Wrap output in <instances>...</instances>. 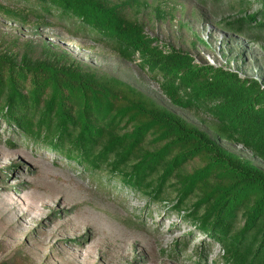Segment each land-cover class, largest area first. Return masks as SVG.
Returning <instances> with one entry per match:
<instances>
[{
	"label": "rangeland",
	"instance_id": "374dc122",
	"mask_svg": "<svg viewBox=\"0 0 264 264\" xmlns=\"http://www.w3.org/2000/svg\"><path fill=\"white\" fill-rule=\"evenodd\" d=\"M242 1L130 0L126 13L164 51L181 50L196 64L223 67L264 85V30L239 32L235 24L246 17L259 24L262 0ZM0 5L25 18L14 20L0 9V50L62 55L116 77L264 171L262 157L219 135L211 112L172 101L139 54L124 56L91 29L52 13L37 17L29 10L32 0ZM156 146L148 138L142 152ZM201 163L190 160L178 167L179 174L168 175L160 192L168 183L167 197L157 196L160 181L155 192L143 194L128 173L93 169L50 140L28 138L0 111V264H228L219 235L203 224L204 212L190 208L200 192L186 208L176 197Z\"/></svg>",
	"mask_w": 264,
	"mask_h": 264
},
{
	"label": "trees",
	"instance_id": "16d2710c",
	"mask_svg": "<svg viewBox=\"0 0 264 264\" xmlns=\"http://www.w3.org/2000/svg\"><path fill=\"white\" fill-rule=\"evenodd\" d=\"M32 1L29 10L37 17L52 13L91 29L124 56L139 54L148 70L160 76L161 87L172 101L208 110L220 136L244 144L264 159L262 83L223 67L196 64L181 50L164 51L142 22L127 15L130 0ZM262 5L259 24L252 26L254 17H246L235 21L236 30L261 34L264 0ZM0 9L9 18L25 20L10 7L0 5ZM62 58L0 50L4 118L24 136L50 140L93 169L128 173L143 194L155 192L160 181V198L167 197L168 183L160 194L166 177L199 159L201 165L187 175L176 196L181 208L190 207V196L200 192L190 208L195 207V214L204 212L203 224L211 226L224 244L225 261L264 264V171L130 84ZM148 138L157 146L142 152ZM158 164L161 167L156 169ZM240 222L245 227H236Z\"/></svg>",
	"mask_w": 264,
	"mask_h": 264
}]
</instances>
